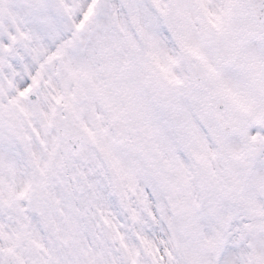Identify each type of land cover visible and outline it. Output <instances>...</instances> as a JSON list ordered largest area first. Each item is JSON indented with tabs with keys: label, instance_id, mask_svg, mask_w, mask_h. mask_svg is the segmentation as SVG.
<instances>
[{
	"label": "snow or ice",
	"instance_id": "obj_1",
	"mask_svg": "<svg viewBox=\"0 0 264 264\" xmlns=\"http://www.w3.org/2000/svg\"><path fill=\"white\" fill-rule=\"evenodd\" d=\"M0 264H264V0H0Z\"/></svg>",
	"mask_w": 264,
	"mask_h": 264
}]
</instances>
